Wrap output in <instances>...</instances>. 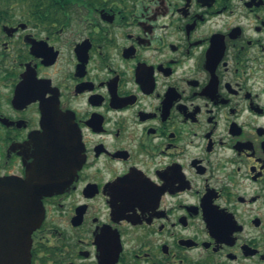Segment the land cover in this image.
<instances>
[{
  "label": "flooded vegetation",
  "instance_id": "obj_1",
  "mask_svg": "<svg viewBox=\"0 0 264 264\" xmlns=\"http://www.w3.org/2000/svg\"><path fill=\"white\" fill-rule=\"evenodd\" d=\"M54 115L82 162L30 264H264V0H11L0 178Z\"/></svg>",
  "mask_w": 264,
  "mask_h": 264
},
{
  "label": "water",
  "instance_id": "obj_2",
  "mask_svg": "<svg viewBox=\"0 0 264 264\" xmlns=\"http://www.w3.org/2000/svg\"><path fill=\"white\" fill-rule=\"evenodd\" d=\"M39 142L50 153L41 151L40 165L26 179L0 178V264H30L32 234L44 219L42 199L64 189L81 166L80 140L68 117L54 115Z\"/></svg>",
  "mask_w": 264,
  "mask_h": 264
},
{
  "label": "trees",
  "instance_id": "obj_3",
  "mask_svg": "<svg viewBox=\"0 0 264 264\" xmlns=\"http://www.w3.org/2000/svg\"><path fill=\"white\" fill-rule=\"evenodd\" d=\"M11 0H0V12H5L9 10Z\"/></svg>",
  "mask_w": 264,
  "mask_h": 264
}]
</instances>
